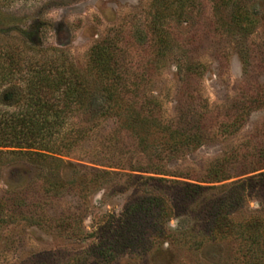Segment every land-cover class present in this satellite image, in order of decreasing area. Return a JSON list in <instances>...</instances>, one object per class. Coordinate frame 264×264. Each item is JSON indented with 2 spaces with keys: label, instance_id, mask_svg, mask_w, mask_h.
Returning a JSON list of instances; mask_svg holds the SVG:
<instances>
[{
  "label": "rangeland",
  "instance_id": "1",
  "mask_svg": "<svg viewBox=\"0 0 264 264\" xmlns=\"http://www.w3.org/2000/svg\"><path fill=\"white\" fill-rule=\"evenodd\" d=\"M4 72L84 102L0 157V264H264V0H0Z\"/></svg>",
  "mask_w": 264,
  "mask_h": 264
},
{
  "label": "trees",
  "instance_id": "2",
  "mask_svg": "<svg viewBox=\"0 0 264 264\" xmlns=\"http://www.w3.org/2000/svg\"><path fill=\"white\" fill-rule=\"evenodd\" d=\"M108 44L107 38L101 42L105 47ZM95 49L97 48L92 52ZM93 61L106 68L107 56L103 59L98 56ZM5 72L3 78H0V101L6 96L10 97L8 92L15 89L10 85L11 89L1 91L5 84L13 80L4 78L10 73ZM59 75L52 78L39 75L38 78H24L23 87L18 88L21 108L14 112L0 110V157L6 154L39 158L62 156L64 152L60 144L54 143L53 139L60 133L68 118L74 115V111L81 109L84 101L77 79ZM213 174L217 175V172ZM219 179L215 176L212 180ZM155 201L156 199L151 198L149 205L155 206ZM112 249L110 245L105 247L103 254L111 253Z\"/></svg>",
  "mask_w": 264,
  "mask_h": 264
}]
</instances>
